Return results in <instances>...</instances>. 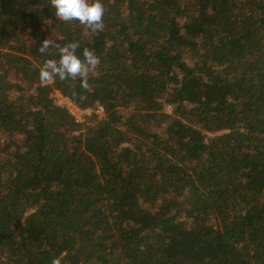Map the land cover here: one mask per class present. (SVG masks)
<instances>
[{
  "label": "trees",
  "instance_id": "1",
  "mask_svg": "<svg viewBox=\"0 0 264 264\" xmlns=\"http://www.w3.org/2000/svg\"><path fill=\"white\" fill-rule=\"evenodd\" d=\"M101 3L0 0V264H264V0ZM73 42L88 87L42 84Z\"/></svg>",
  "mask_w": 264,
  "mask_h": 264
},
{
  "label": "clouds",
  "instance_id": "2",
  "mask_svg": "<svg viewBox=\"0 0 264 264\" xmlns=\"http://www.w3.org/2000/svg\"><path fill=\"white\" fill-rule=\"evenodd\" d=\"M51 7L55 9V16L59 20L73 21L78 20L80 24L85 25L93 32L103 31L104 7L101 0H50ZM52 45L50 41L43 40L39 52L45 54ZM59 53V60L46 59L39 66L40 82L46 83L52 81L57 76L61 81L69 76L75 80L77 76L81 77V87H88V74L94 70L100 63L93 50L85 48L83 50V60L77 55L78 43H68L64 46H56ZM143 250V245H141ZM61 257H56L51 264H61Z\"/></svg>",
  "mask_w": 264,
  "mask_h": 264
},
{
  "label": "built area",
  "instance_id": "3",
  "mask_svg": "<svg viewBox=\"0 0 264 264\" xmlns=\"http://www.w3.org/2000/svg\"><path fill=\"white\" fill-rule=\"evenodd\" d=\"M55 95L60 98L59 101H57L56 99H55V101L58 104L67 107V109L75 117L77 122H84L86 120V118H87V114L91 115L95 111L98 114H101V112L102 113L104 112V108L101 105H99V107L97 109H95L94 106H92V107H83L80 104L76 103L74 100H72L70 97L62 94L60 91H57V90L54 91L52 96H55ZM80 112H85L86 114H84L83 117H81V116H79ZM209 135H211V133H209Z\"/></svg>",
  "mask_w": 264,
  "mask_h": 264
},
{
  "label": "rangeland",
  "instance_id": "4",
  "mask_svg": "<svg viewBox=\"0 0 264 264\" xmlns=\"http://www.w3.org/2000/svg\"><path fill=\"white\" fill-rule=\"evenodd\" d=\"M30 90H31V91H34L35 88H30ZM54 98H55L57 101L60 100V98L57 97L56 95L54 96ZM61 102H62V101H61ZM62 103H63V102H62ZM130 110H131V109H130ZM84 114H86V113H85V112H80V113H79V116L83 117ZM124 114L127 115V114H128V111H125ZM91 115H92V114H91ZM91 115L87 114V118H86V120H85L84 122L88 121V118L91 117ZM103 115H104V113L101 112L100 116H103ZM211 135H213V134H211Z\"/></svg>",
  "mask_w": 264,
  "mask_h": 264
}]
</instances>
